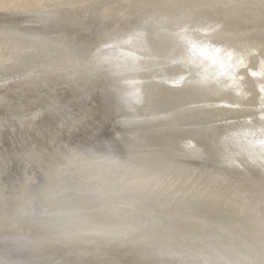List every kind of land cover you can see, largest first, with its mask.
Instances as JSON below:
<instances>
[{
  "label": "bare ground",
  "instance_id": "6f19581e",
  "mask_svg": "<svg viewBox=\"0 0 264 264\" xmlns=\"http://www.w3.org/2000/svg\"><path fill=\"white\" fill-rule=\"evenodd\" d=\"M0 264H264V0H0Z\"/></svg>",
  "mask_w": 264,
  "mask_h": 264
}]
</instances>
